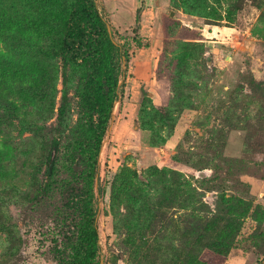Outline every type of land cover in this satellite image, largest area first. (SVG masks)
<instances>
[{"label": "rangeland", "instance_id": "rangeland-1", "mask_svg": "<svg viewBox=\"0 0 264 264\" xmlns=\"http://www.w3.org/2000/svg\"><path fill=\"white\" fill-rule=\"evenodd\" d=\"M93 1L122 48L76 18L69 61L77 0H0V264H74L92 220L93 264H264V0Z\"/></svg>", "mask_w": 264, "mask_h": 264}, {"label": "trees", "instance_id": "trees-1", "mask_svg": "<svg viewBox=\"0 0 264 264\" xmlns=\"http://www.w3.org/2000/svg\"><path fill=\"white\" fill-rule=\"evenodd\" d=\"M76 17L72 21V25L67 27V31L62 39L60 45V51L64 57L69 61H77L82 57L84 53L90 50L91 46L94 44L93 38L90 34L86 32L83 26L78 23L79 19H88L93 21L99 26L101 31L100 47L104 53L113 52L118 53L122 46L117 45L112 37L109 36L107 28L103 17L100 15L97 6L93 0H77L76 6ZM78 20H77V19ZM21 25L27 26V21L22 20ZM103 54L101 57L100 73L99 77L103 82L108 83L110 96L108 98L107 104L104 105V97L101 93H97L94 97L93 107L99 113V116L103 118L102 121L105 122L110 117V113L113 107V102L116 97V90L118 89L119 80V69L118 64L115 61L110 60L108 63L105 61L103 63ZM105 106V107H104ZM59 138L54 137L50 144V149L48 151L46 162H45V179L46 181L50 179L52 172L56 163V154L59 148ZM95 159L100 150V138L97 140L95 145ZM44 187V185H43ZM81 243L84 248V255L78 259L74 264H93L99 250L98 244V233L97 228L93 223V220L84 227L82 232ZM96 264H99L97 260Z\"/></svg>", "mask_w": 264, "mask_h": 264}, {"label": "water", "instance_id": "water-1", "mask_svg": "<svg viewBox=\"0 0 264 264\" xmlns=\"http://www.w3.org/2000/svg\"><path fill=\"white\" fill-rule=\"evenodd\" d=\"M106 28H107V32H108L109 36L112 37V32H111L110 26L108 24H106ZM113 118H114V116L111 115V121L113 120ZM110 127H109V129H110ZM99 264H103V259L102 258L99 260Z\"/></svg>", "mask_w": 264, "mask_h": 264}]
</instances>
